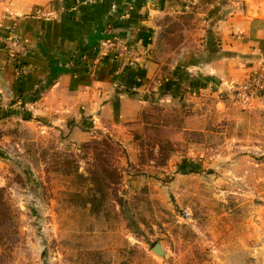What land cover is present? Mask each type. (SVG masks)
Returning <instances> with one entry per match:
<instances>
[{
  "label": "rangeland",
  "instance_id": "374dc122",
  "mask_svg": "<svg viewBox=\"0 0 264 264\" xmlns=\"http://www.w3.org/2000/svg\"><path fill=\"white\" fill-rule=\"evenodd\" d=\"M238 2L190 0L164 15L158 53L189 43L211 5ZM216 96L229 113L206 127L208 104L154 99L126 142L64 140L16 105L0 128V264H233L241 245L229 234L264 233V88Z\"/></svg>",
  "mask_w": 264,
  "mask_h": 264
},
{
  "label": "crops",
  "instance_id": "0c3cea01",
  "mask_svg": "<svg viewBox=\"0 0 264 264\" xmlns=\"http://www.w3.org/2000/svg\"><path fill=\"white\" fill-rule=\"evenodd\" d=\"M188 1L11 0L0 4V128L14 118V107L20 102L26 105L23 114L30 121L78 143L96 133L126 142L156 103L154 99L161 104L179 105L185 100L208 104L204 121L199 122L205 127L214 115H227L216 96L228 91L225 83L259 70L264 73V0H243L231 12H225L227 6L213 4L200 14L202 23L188 36L189 43L168 54L158 53L160 18L188 8ZM11 31L27 45L21 77L5 48ZM122 45L134 46L135 52L122 54ZM229 242L241 245L225 257L235 260L233 264L244 260L264 264L260 246L264 233L243 230L229 234ZM244 242L252 243V250H245Z\"/></svg>",
  "mask_w": 264,
  "mask_h": 264
},
{
  "label": "built area",
  "instance_id": "2783aa9c",
  "mask_svg": "<svg viewBox=\"0 0 264 264\" xmlns=\"http://www.w3.org/2000/svg\"><path fill=\"white\" fill-rule=\"evenodd\" d=\"M5 48L14 63L16 75L18 77L23 76L24 63L22 61V55L27 50L25 41L22 40L15 31H11V33L5 38ZM120 51L122 54L126 53L131 55L135 52V47L132 45H122ZM225 86L228 92L234 94L236 98L241 95L253 97L256 92L261 91L264 88V74L261 72H254L243 80L227 81Z\"/></svg>",
  "mask_w": 264,
  "mask_h": 264
},
{
  "label": "water",
  "instance_id": "95a60500",
  "mask_svg": "<svg viewBox=\"0 0 264 264\" xmlns=\"http://www.w3.org/2000/svg\"><path fill=\"white\" fill-rule=\"evenodd\" d=\"M154 251L157 252L158 254H164V250L162 245L159 243L154 247Z\"/></svg>",
  "mask_w": 264,
  "mask_h": 264
}]
</instances>
